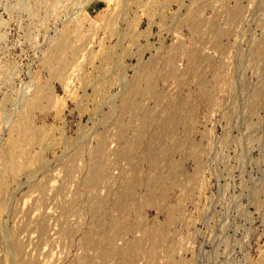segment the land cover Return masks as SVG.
I'll list each match as a JSON object with an SVG mask.
<instances>
[{
    "label": "rangeland",
    "instance_id": "rangeland-1",
    "mask_svg": "<svg viewBox=\"0 0 264 264\" xmlns=\"http://www.w3.org/2000/svg\"><path fill=\"white\" fill-rule=\"evenodd\" d=\"M0 264H264V0H0Z\"/></svg>",
    "mask_w": 264,
    "mask_h": 264
},
{
    "label": "bare ground",
    "instance_id": "bare-ground-1",
    "mask_svg": "<svg viewBox=\"0 0 264 264\" xmlns=\"http://www.w3.org/2000/svg\"><path fill=\"white\" fill-rule=\"evenodd\" d=\"M93 183V182H92ZM92 185V184H91ZM90 184L88 185V188H89ZM85 187V186H84ZM93 188V186H91Z\"/></svg>",
    "mask_w": 264,
    "mask_h": 264
}]
</instances>
